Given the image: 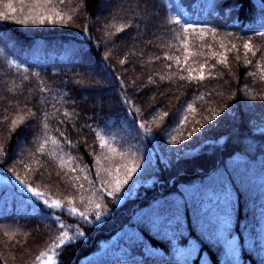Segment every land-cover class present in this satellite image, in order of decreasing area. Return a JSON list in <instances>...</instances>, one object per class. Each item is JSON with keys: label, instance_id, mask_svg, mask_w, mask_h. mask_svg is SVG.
Wrapping results in <instances>:
<instances>
[{"label": "trees", "instance_id": "trees-1", "mask_svg": "<svg viewBox=\"0 0 264 264\" xmlns=\"http://www.w3.org/2000/svg\"><path fill=\"white\" fill-rule=\"evenodd\" d=\"M148 1L153 31L140 0L100 18V0H0V13L31 17L0 19V264H42L53 251L57 264H264V0ZM62 43L72 51L57 52ZM109 89L100 107L82 95ZM20 181L65 207L38 204ZM158 202L169 223L156 228L141 213ZM207 203L215 222L229 212L209 237L198 222ZM61 223L84 235L53 249Z\"/></svg>", "mask_w": 264, "mask_h": 264}, {"label": "snow or ice", "instance_id": "snow-or-ice-1", "mask_svg": "<svg viewBox=\"0 0 264 264\" xmlns=\"http://www.w3.org/2000/svg\"><path fill=\"white\" fill-rule=\"evenodd\" d=\"M34 2L39 3V2H41V0H34ZM42 2H43V3H50L51 0H42ZM61 2H62V0H61ZM140 2H141V3H147V0H140ZM4 7H5L7 10H10V11L13 10V7H12V4H11V3H7V4H5ZM0 19H12V20H14L15 22H18V23H27L28 20L31 19V17H25L23 20L16 21V20H15V16H10V15L8 14V12L6 11V12H2V13H0ZM44 19H45V18H44L43 16L39 17V22H40V23H43V22H44ZM35 22H36V20L33 19V23H35ZM171 22L180 25L181 28H182L185 32H187V31H189V30H191L192 32H196L197 29L199 28V29H200V38H201V39H203V36L205 35L204 28L200 27L199 25H194V24L188 23L187 21H182V19H181V17H180L179 15L175 16V17L172 19ZM129 26H130V25H129ZM121 30H123V29H121ZM215 31H216L215 29H211V32H212L213 34H215ZM258 35L264 36V33H258ZM235 47H236V46L233 45V48H235ZM243 47H244V49L246 50V52H247V51H252V44H251V41H250V40H249V41H245ZM253 55H255V52H253ZM165 59L171 60L172 57L166 55V56H165ZM237 59H239V57H237ZM219 63H222V64H223V63H226V58L223 59V60H221V61H219ZM247 63H251V61H247ZM169 67H171V65H169ZM202 67H203V66H202ZM180 79H184V77H180ZM192 79H197V77H192V76L190 75L189 80H192ZM198 79L202 81V80L205 79V76H204L203 74H201V75L198 77ZM149 80L151 81V77L149 78ZM121 83H122V81H121ZM123 102H124V103H129L127 100H125V101H123ZM73 104H75V101H73ZM73 111H74V109H73ZM35 115H36V113L33 112V113H32V116L35 117ZM45 115H46V113H45ZM63 115L65 116L66 120H68V119H71L72 113H70V112H68V111H65V112L63 113ZM165 115H167V113H165ZM64 122H65V121H60V123H64ZM12 123H13V125H16V124H17V122H16L15 120H14ZM140 126L142 127L143 125H140ZM45 127H47V125H45ZM194 131H198V129H196V130H194ZM61 135H63V133H61ZM191 135H192V134L190 133L189 136H191ZM174 139H175V138H173V140H174ZM101 142H102V143H101V146H103V140H102V137H101ZM69 143H70V141H69ZM43 147H44V145L41 144V145H40V148H39L38 150H39V151H42V150H43ZM0 151H3V148H2V147H0ZM140 167H141V165H140L139 163H134L130 168L127 169V172L125 173V179H124L123 181L117 179V181L115 182V185H114L111 189L106 190V191H105V194H106L107 196H115L116 193H118V192L121 191L122 186H123L124 184H127L128 181H129L130 179H132L133 174L136 173L137 170L140 169ZM73 171H74V169H73ZM17 179L19 180V177H17ZM20 183H21L22 185L25 186V190H26L27 192H29V193L32 195V197H34V198L36 199V201H37L38 204H39V203H43L44 206H45L46 208H49V209H51V210L62 209V208L65 207V206H64L60 201H58V200L53 201L51 204L48 202L47 199H43V200H42L41 198L44 197V195H45L44 193L39 192V191H37L36 189L32 188L31 185H25V182H24V181H20ZM101 190H104L103 185H102V189H101ZM66 211L69 212V213H72L73 215H79L80 217L85 218V219L87 218V217H86V214H85L84 212H79L75 207H68V208H66ZM94 211H95L96 219H97V221H98V220L101 218V216L103 215V212L101 211V205H100V204H96V205H95V209H94ZM105 211H106V209H105ZM53 219H56V217H53ZM59 227L61 228V232H60V235H59V237H58L59 243H58V244H54V245H53V249H55V248H59V247H61L62 245H65V244H67V243H69V242H72L74 239H77V238H79L80 236H83V235H84L83 232H81V231H77L75 237H73V236H69V234H68L67 231H63L64 225H63L62 223L59 224ZM6 234H7V233H6ZM43 256H45V253H41V256L37 257V260H40L41 257H43ZM55 256H56V253H55V251H53V255L47 257L46 264H57L56 259H55Z\"/></svg>", "mask_w": 264, "mask_h": 264}, {"label": "rangeland", "instance_id": "rangeland-1", "mask_svg": "<svg viewBox=\"0 0 264 264\" xmlns=\"http://www.w3.org/2000/svg\"><path fill=\"white\" fill-rule=\"evenodd\" d=\"M150 1H148L147 3H142V9H145L146 13H145V22L147 24L148 27H146L149 30L153 31L154 29H156V26H157V22H155V20L150 16V14H152L154 12V10H151L150 9ZM114 4H118V0H100V5H99V11H98V18L100 17H103L104 15L108 14L109 12L112 11V6ZM144 11V10H143ZM156 12V11H155ZM157 34V33H156ZM152 40H154V38H148V43H150ZM55 45H58V44H55ZM62 49L60 48H57V52L61 51ZM67 51L70 52L72 51V49L70 48H67ZM140 61L142 60H139L136 64L137 66L140 65ZM94 69V66H90L89 70L86 71L88 76L91 75V77H93V75H95L94 77H102V78H106L105 77V72L103 70H100L98 69V72H96L97 70L95 69V71L93 70ZM94 71V72H93ZM97 73V74H96ZM108 79V78H107ZM110 83H112L111 81H109ZM140 85H141V88L143 87H146V85L149 86L148 83L146 82H140ZM83 98L88 101L89 105L91 106H94L93 103H90V100L89 98H93L94 97V103L96 104L95 106L96 107H100L101 105L104 104L103 102V96L105 95H108V96H111L112 95V90H105V91H91V90H86L83 92ZM255 96H253L252 98H254ZM237 107V106H235ZM113 145V143H112ZM18 155V153L16 154ZM47 164H45L44 162L41 164V168H44L46 167ZM48 167V165H47ZM47 171H50L49 168H46V173ZM54 172V171H53ZM55 173V172H54ZM56 174V173H55ZM57 175V174H56ZM60 177L61 180H63V178L61 177L60 173L58 175ZM57 176V177H58ZM59 179V180H60ZM61 180H60V185L63 184L61 183ZM64 186V185H63ZM30 196L31 194L29 192H27ZM161 202V201H159ZM157 203L156 205H154L153 207H151V209H147L145 212H142L141 214L144 215L145 218H156L157 220V223L155 225L156 228H158V225L160 224V220H164L163 223L164 224H167L169 223L167 220H166V217L169 216V212H167L168 210L166 209L164 212H160L158 213V211L160 210V207H157L158 205H160L161 203ZM173 209H171L170 211H172ZM163 211V210H162ZM216 213L215 210L212 211V214L211 215H204V214H201L202 217H200V221H198L202 227V229L205 231L206 235L209 237L210 233L217 227H219V224H217V222H215V216L214 214ZM223 218H220L219 221H221ZM228 227H232V221L228 224ZM14 232V230H9L8 233L9 234H12ZM42 264H46V261H44Z\"/></svg>", "mask_w": 264, "mask_h": 264}]
</instances>
